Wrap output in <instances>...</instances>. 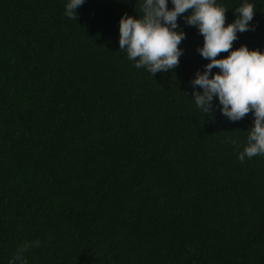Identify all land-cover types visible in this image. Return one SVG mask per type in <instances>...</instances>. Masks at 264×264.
Masks as SVG:
<instances>
[{"label":"trees","instance_id":"obj_1","mask_svg":"<svg viewBox=\"0 0 264 264\" xmlns=\"http://www.w3.org/2000/svg\"><path fill=\"white\" fill-rule=\"evenodd\" d=\"M143 2L85 0L75 20L68 0H0V264L36 240L28 264H264V156L238 159L255 117L195 105L210 61L191 10L178 66L135 67L119 24ZM245 2L233 50L264 51V0H217L225 26Z\"/></svg>","mask_w":264,"mask_h":264},{"label":"clouds","instance_id":"obj_2","mask_svg":"<svg viewBox=\"0 0 264 264\" xmlns=\"http://www.w3.org/2000/svg\"><path fill=\"white\" fill-rule=\"evenodd\" d=\"M84 2L68 0L65 15L76 20V9ZM171 3L173 7L169 9L168 0H144L138 18L125 14L119 24L120 49L126 50L127 58L135 61L136 68H146L152 75L174 69L182 55L179 45L186 38L183 31H176L177 20L191 10L184 19L189 26L198 27L204 43L197 51L210 61L191 82L195 105L203 113H210L213 98L218 97L220 111L231 121H239L251 112L254 126L238 159L243 163L246 157L264 156V51L250 50L246 45L233 50L238 33L255 30L254 26L250 28L255 5L245 2L236 7V19L225 26L228 8L217 4V0H171ZM221 53L229 54L217 59ZM213 68L219 71L212 74ZM196 86L202 93L195 91ZM39 245V240L26 241L9 264H28L24 254Z\"/></svg>","mask_w":264,"mask_h":264}]
</instances>
